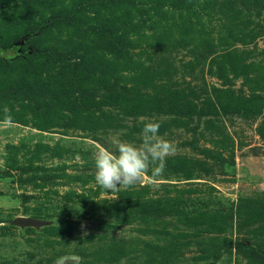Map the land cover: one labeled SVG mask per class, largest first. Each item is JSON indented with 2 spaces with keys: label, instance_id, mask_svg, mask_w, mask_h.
I'll return each mask as SVG.
<instances>
[{
  "label": "rangeland",
  "instance_id": "obj_1",
  "mask_svg": "<svg viewBox=\"0 0 264 264\" xmlns=\"http://www.w3.org/2000/svg\"><path fill=\"white\" fill-rule=\"evenodd\" d=\"M149 120L163 174L106 192ZM0 264H264V0H0Z\"/></svg>",
  "mask_w": 264,
  "mask_h": 264
},
{
  "label": "clouds",
  "instance_id": "obj_2",
  "mask_svg": "<svg viewBox=\"0 0 264 264\" xmlns=\"http://www.w3.org/2000/svg\"><path fill=\"white\" fill-rule=\"evenodd\" d=\"M5 121L12 123L10 114ZM160 123L149 120L140 133V143L116 140L115 151L101 147L95 154V182L106 192H118L141 182L151 171L153 178L163 174L166 160L176 152L174 142L159 135Z\"/></svg>",
  "mask_w": 264,
  "mask_h": 264
},
{
  "label": "trees",
  "instance_id": "obj_3",
  "mask_svg": "<svg viewBox=\"0 0 264 264\" xmlns=\"http://www.w3.org/2000/svg\"><path fill=\"white\" fill-rule=\"evenodd\" d=\"M62 18H66L65 14H53V15H49L48 17H46L45 19H43L42 21H40L39 23L36 24V31L40 32L43 30L44 27H46L50 22H52L53 20L56 19H62ZM23 41V39H21ZM20 40V42H21Z\"/></svg>",
  "mask_w": 264,
  "mask_h": 264
},
{
  "label": "water",
  "instance_id": "obj_4",
  "mask_svg": "<svg viewBox=\"0 0 264 264\" xmlns=\"http://www.w3.org/2000/svg\"><path fill=\"white\" fill-rule=\"evenodd\" d=\"M13 222L17 225H20V226H29V225H34L37 223L35 219L25 217V216L16 217L13 220Z\"/></svg>",
  "mask_w": 264,
  "mask_h": 264
}]
</instances>
